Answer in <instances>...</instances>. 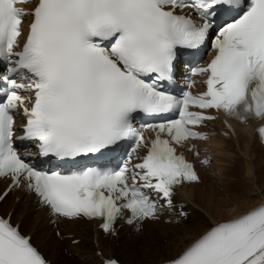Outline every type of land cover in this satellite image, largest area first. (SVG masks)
<instances>
[{
  "label": "snow or ice",
  "instance_id": "snow-or-ice-1",
  "mask_svg": "<svg viewBox=\"0 0 264 264\" xmlns=\"http://www.w3.org/2000/svg\"><path fill=\"white\" fill-rule=\"evenodd\" d=\"M209 40L211 59L191 68L205 90L193 94L186 77L189 90L173 94L165 82L175 83L178 54ZM210 110L228 132L229 119L264 121V0H0V178L10 181L0 202L13 190L34 194L52 217L112 236L118 219L137 231L166 215L182 224L190 213L177 189L200 175L177 146L207 140L198 128L216 119ZM257 132L264 141V124ZM96 255L119 264L99 246ZM0 264H50L11 213L0 216ZM158 264H264V198Z\"/></svg>",
  "mask_w": 264,
  "mask_h": 264
},
{
  "label": "bare ground",
  "instance_id": "bare-ground-1",
  "mask_svg": "<svg viewBox=\"0 0 264 264\" xmlns=\"http://www.w3.org/2000/svg\"><path fill=\"white\" fill-rule=\"evenodd\" d=\"M238 129L235 137L230 139L218 137L213 140L214 168L213 171L204 173L203 180L199 183L204 184L208 180L210 184H207L206 189L204 191L199 190L198 184H196L180 191V200L188 202V209H191L190 217L193 218V222L191 221L192 223L187 225L185 224L186 222L167 225L160 222H149L146 224L143 237L155 240L156 237L152 228H156L157 232L160 231L162 234L161 238L169 240L168 246L170 245V250L157 246V253L155 252L156 254L153 255V253L149 252V249L154 247L153 242L149 244L148 248H145L146 250L140 252V249L131 243L134 238L136 239V236L132 239L124 237L125 253L123 255L125 257L120 261L124 264H156L161 258L175 255L183 246L191 242L192 239L196 238L212 223L238 216L260 203L261 199L264 198V183H262V186L259 185L261 180L258 175L264 173V149L258 145L246 126ZM227 141L231 142V148L230 145H225ZM230 162L231 164L229 165ZM239 162H243L242 165L246 170V174L243 176L248 178V182L251 180V185L248 186V190L245 191L243 197H239L237 192H234L240 185V182H238L240 175L233 173V168H231ZM237 176L238 178H236ZM215 178H217L216 183L218 186H222L225 191L224 194L227 195L223 200L224 203L220 200L215 201L212 199L211 191L214 188L212 180ZM10 207H12V201L7 205L4 203V206H2L4 211ZM225 207L229 208L225 209ZM32 211L33 205L30 204V201L20 204L13 209L14 219L21 221L23 230L32 234L33 241L41 247L49 258L55 259L61 256L62 264H94L97 262L96 249L90 241V223L81 221L66 223L68 228L63 233H75V237L82 238V242L78 245L68 244L70 240L63 241L67 245L68 251L75 255L74 258H66V260L61 253L62 246L60 241L48 233L43 213L41 211L36 212V216L33 218L35 213H32ZM99 244L106 255L114 256L109 249L110 247L108 248L109 245L103 239L99 241ZM91 249L94 253H92ZM143 254L145 255L143 256ZM81 258L83 259L81 260Z\"/></svg>",
  "mask_w": 264,
  "mask_h": 264
},
{
  "label": "rangeland",
  "instance_id": "rangeland-1",
  "mask_svg": "<svg viewBox=\"0 0 264 264\" xmlns=\"http://www.w3.org/2000/svg\"><path fill=\"white\" fill-rule=\"evenodd\" d=\"M227 144H225V145H230V148H231V142H229V141H227L226 142ZM242 163L243 162H239V163H237V165L236 166H234V167H231V168H233V173H236V174H239L240 175V178L238 179V182H240L239 184V186H238V188H236L235 190H234V192L236 193L237 192V195L239 196V197H243L245 194V191L246 190H248V186H250L251 185V180H249V182L247 181L248 180V178L246 177H244L245 175L244 174H246V170H245V167L242 165ZM231 164V162L229 163V165ZM244 171H245V173H244ZM242 173V174H241ZM259 174V173H258ZM244 175V176H243ZM258 176H260V182H259V185L260 186H262V183H264V173H260V175H258ZM236 178H238V176L236 177ZM249 179H251V177H249ZM216 181H217V178H216ZM212 183L214 184V188H213V190L211 191V195H212V199L213 200H215V201H222L223 203H224V198L225 197H227V195H225L224 194V188H222V186H218V184L214 181V180H212ZM207 184H210V182L207 180L204 184H198V189L199 190H202V191H204L205 189H206V186H208ZM256 184V183H255ZM253 186V185H252ZM6 205L7 204H9L8 202H6L5 203ZM229 207H225V209H228ZM193 218H190L185 224L187 225V224H189V223H192L193 221ZM192 221V222H191ZM167 225V224H166ZM152 230L154 231V236L156 237L155 238V240H152V239H148V238H144L143 237V239H141L140 238V241H136V239H137V237H136V239L134 240L133 239V241L131 242L132 243V245H134L135 247H137L138 249H140V252H143L144 250H146L145 248H148V246H149V244L150 243H153V245H154V247L152 248V249H149L150 251V253H153V255L154 254H156L157 252H156V248H157V246H161V247H163V248H168V250H170V245L168 246V242H169V240L167 239V238H161L162 237V234L160 233V231L159 232H157V230H156V228H152ZM156 230V231H155ZM24 231V230H23ZM25 232V231H24ZM162 232V231H161ZM52 235V234H51ZM124 237H126V235L125 236H123L122 237V239H121V246H120V248H118V247H116V249H118V250H115L114 248H112V247H108L109 249H110V251H111V253L114 255V256H116V257H118L119 258V260H122L125 256L123 255L124 253H125V251H124V247H125V244H124ZM132 239V238H131ZM105 242H106V244H108L107 243V240H104ZM151 241V242H150ZM36 243V242H35ZM135 243V244H134ZM37 244V243H36ZM38 245V244H37ZM39 246V245H38ZM156 246V247H155ZM165 246V247H164ZM167 246V247H166ZM40 247V246H39ZM40 249H41V247H40ZM42 250V249H41ZM63 250H64V247H63V249H62V251H61V253H62V256L64 255L63 254ZM86 250H89V249H86ZM90 251V250H89ZM91 251H92V253H94V251L91 249ZM122 251V252H121ZM156 252V253H155ZM121 253V254H120ZM90 254H91V252H90ZM142 255V254H141ZM145 254H143V256H144ZM48 256V255H47ZM65 256H67L68 257V255H65ZM49 258V257H48ZM70 258H72V257H70ZM51 259V261L54 263V264H62L63 263V261H62V259H61V256L58 258V257H56L55 259H53V258H50ZM53 259V260H52ZM61 261H60V260ZM65 259H66V257H65ZM58 260V261H57ZM67 260V259H66ZM62 262V263H61ZM71 264H74V263H71Z\"/></svg>",
  "mask_w": 264,
  "mask_h": 264
}]
</instances>
